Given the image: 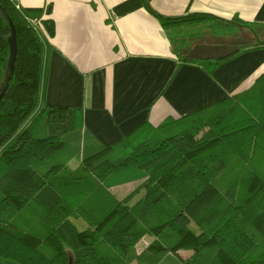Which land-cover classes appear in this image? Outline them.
Returning a JSON list of instances; mask_svg holds the SVG:
<instances>
[{"label": "trees", "instance_id": "16d2710c", "mask_svg": "<svg viewBox=\"0 0 264 264\" xmlns=\"http://www.w3.org/2000/svg\"><path fill=\"white\" fill-rule=\"evenodd\" d=\"M147 10L161 26L210 19L212 36L256 27ZM5 16L17 50L0 99V264H158L167 254L181 264H264V72L243 92L144 124L71 170L63 137L82 128V111L38 109L43 46L10 0H0V85ZM176 49L178 62L211 74L264 40L211 59Z\"/></svg>", "mask_w": 264, "mask_h": 264}, {"label": "crops", "instance_id": "0c3cea01", "mask_svg": "<svg viewBox=\"0 0 264 264\" xmlns=\"http://www.w3.org/2000/svg\"><path fill=\"white\" fill-rule=\"evenodd\" d=\"M10 1L28 24L36 21L43 46L38 109L82 111V128L63 140L73 154L71 170L144 124L156 127L243 92L264 72V49L239 54L211 74L178 62L174 50L211 59L226 55L207 53L220 39L247 46L264 40V0ZM147 9L165 18L209 15L256 27L212 36L210 19L161 26Z\"/></svg>", "mask_w": 264, "mask_h": 264}, {"label": "rangeland", "instance_id": "374dc122", "mask_svg": "<svg viewBox=\"0 0 264 264\" xmlns=\"http://www.w3.org/2000/svg\"><path fill=\"white\" fill-rule=\"evenodd\" d=\"M231 38H224L220 39L219 42L216 41L215 44L207 46V53L212 55V56H218L221 54H227L235 49L243 48L248 45V42H243L242 43H235L231 44L230 42ZM70 135V134H68ZM68 135H65L63 137V140L68 141L69 138L67 137ZM38 136H45V131L40 130L38 132ZM67 137V138H66ZM73 158V157H72ZM191 253L189 251H182L180 255L182 257L187 258ZM159 264H181L180 260L178 259L177 256L173 254H167L162 261H160Z\"/></svg>", "mask_w": 264, "mask_h": 264}, {"label": "water", "instance_id": "95a60500", "mask_svg": "<svg viewBox=\"0 0 264 264\" xmlns=\"http://www.w3.org/2000/svg\"><path fill=\"white\" fill-rule=\"evenodd\" d=\"M6 20L9 23L10 26V37L8 39V45H9V60H8V68L7 71L5 73L4 79L0 85V99L2 98L10 80H11V74L12 71L14 69V63H15V58H16V40H15V32L14 29L9 21V19L7 18V16H5Z\"/></svg>", "mask_w": 264, "mask_h": 264}, {"label": "built area", "instance_id": "2783aa9c", "mask_svg": "<svg viewBox=\"0 0 264 264\" xmlns=\"http://www.w3.org/2000/svg\"><path fill=\"white\" fill-rule=\"evenodd\" d=\"M29 25L32 26V27H34L36 25V21L29 22Z\"/></svg>", "mask_w": 264, "mask_h": 264}]
</instances>
